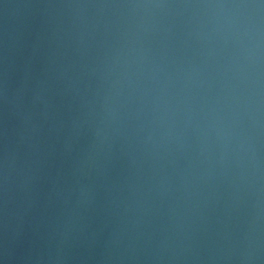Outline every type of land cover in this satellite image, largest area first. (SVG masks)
Instances as JSON below:
<instances>
[{
	"label": "water",
	"instance_id": "1",
	"mask_svg": "<svg viewBox=\"0 0 264 264\" xmlns=\"http://www.w3.org/2000/svg\"><path fill=\"white\" fill-rule=\"evenodd\" d=\"M0 264H264V0H0Z\"/></svg>",
	"mask_w": 264,
	"mask_h": 264
}]
</instances>
